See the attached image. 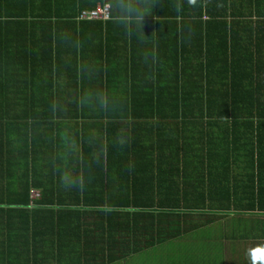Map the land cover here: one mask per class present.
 Instances as JSON below:
<instances>
[{
  "label": "crops",
  "instance_id": "0c3cea01",
  "mask_svg": "<svg viewBox=\"0 0 264 264\" xmlns=\"http://www.w3.org/2000/svg\"><path fill=\"white\" fill-rule=\"evenodd\" d=\"M0 136V264H264V0H0Z\"/></svg>",
  "mask_w": 264,
  "mask_h": 264
},
{
  "label": "trees",
  "instance_id": "16d2710c",
  "mask_svg": "<svg viewBox=\"0 0 264 264\" xmlns=\"http://www.w3.org/2000/svg\"><path fill=\"white\" fill-rule=\"evenodd\" d=\"M77 14L74 16L75 18ZM109 14L112 17L111 10ZM6 146L7 142L3 141L0 136V149ZM18 182L17 179L10 182L6 180L4 186H0V246L21 245L24 243L26 235L33 239L35 234H38L33 223L35 211L42 209L48 211L66 210L65 203L32 201L29 198L30 185Z\"/></svg>",
  "mask_w": 264,
  "mask_h": 264
},
{
  "label": "built area",
  "instance_id": "2783aa9c",
  "mask_svg": "<svg viewBox=\"0 0 264 264\" xmlns=\"http://www.w3.org/2000/svg\"><path fill=\"white\" fill-rule=\"evenodd\" d=\"M110 8L106 3L99 4L92 9L81 10L77 14V19H97V20H105L110 18ZM38 192H33L31 198L38 197Z\"/></svg>",
  "mask_w": 264,
  "mask_h": 264
}]
</instances>
